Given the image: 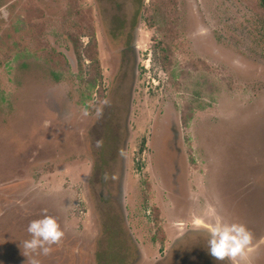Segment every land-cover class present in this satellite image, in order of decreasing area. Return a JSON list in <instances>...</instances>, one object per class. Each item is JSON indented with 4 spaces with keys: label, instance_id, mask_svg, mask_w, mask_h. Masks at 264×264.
<instances>
[{
    "label": "rangeland",
    "instance_id": "rangeland-1",
    "mask_svg": "<svg viewBox=\"0 0 264 264\" xmlns=\"http://www.w3.org/2000/svg\"><path fill=\"white\" fill-rule=\"evenodd\" d=\"M261 1L0 0V264H264Z\"/></svg>",
    "mask_w": 264,
    "mask_h": 264
},
{
    "label": "clouds",
    "instance_id": "clouds-1",
    "mask_svg": "<svg viewBox=\"0 0 264 264\" xmlns=\"http://www.w3.org/2000/svg\"><path fill=\"white\" fill-rule=\"evenodd\" d=\"M88 113L85 111L84 115ZM208 233V254L216 261L229 259L235 262L237 258L246 260L252 251V233L243 224L232 222L225 217H217L214 222L206 225ZM31 239L24 241V248L28 252L48 255L51 245L57 244L64 233L60 230L57 221L53 217L45 216L43 219L33 220L27 227ZM33 264H39L33 260Z\"/></svg>",
    "mask_w": 264,
    "mask_h": 264
},
{
    "label": "trees",
    "instance_id": "trees-1",
    "mask_svg": "<svg viewBox=\"0 0 264 264\" xmlns=\"http://www.w3.org/2000/svg\"><path fill=\"white\" fill-rule=\"evenodd\" d=\"M261 6H262V8L264 10V1L263 0L261 1Z\"/></svg>",
    "mask_w": 264,
    "mask_h": 264
}]
</instances>
